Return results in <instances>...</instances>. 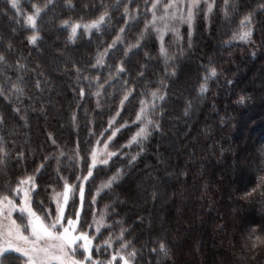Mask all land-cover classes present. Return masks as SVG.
I'll return each instance as SVG.
<instances>
[{"label":"trees","instance_id":"16d2710c","mask_svg":"<svg viewBox=\"0 0 264 264\" xmlns=\"http://www.w3.org/2000/svg\"><path fill=\"white\" fill-rule=\"evenodd\" d=\"M18 1L19 11L0 0V54L6 57L0 62V145L7 152L0 192L7 194L20 178L33 176L34 209L55 213L53 189L62 192L67 180L74 187L66 215L75 218V210L81 211L78 230L82 226L96 237L94 246L102 245L99 253L93 247L94 259L104 261L119 248L116 238L123 228L127 251L136 250L132 264H264V245L253 250L249 240L253 229L264 237L260 0H228L227 9L225 0H218L208 17L203 12L195 17L191 37L183 30V43L169 46L167 57L148 32L125 55L150 17L145 0H134L131 12L137 17L139 6V16L129 21L123 42L95 67L98 53L125 26L126 0L119 8L117 0H71V6L54 0L38 17L35 44L28 41L33 31L24 19L34 4L43 8L47 0ZM105 10L111 19L99 31L79 32L75 40L61 25L62 20L87 24ZM249 11L251 37L234 38ZM121 64L125 70L117 73ZM153 91L164 98L148 113L153 122L148 135L129 144L139 129L140 101H148ZM117 129L109 144L116 155L93 171L81 207L77 177L87 174L92 149ZM117 170L111 187H101ZM99 214L104 226L96 233L93 216ZM110 235L113 247L105 249ZM160 239L168 257L152 251Z\"/></svg>","mask_w":264,"mask_h":264},{"label":"snow or ice","instance_id":"6c2138e0","mask_svg":"<svg viewBox=\"0 0 264 264\" xmlns=\"http://www.w3.org/2000/svg\"><path fill=\"white\" fill-rule=\"evenodd\" d=\"M54 0H47V3L42 7L33 5V12L26 16L25 23L33 29V34L28 37L30 44H35L38 40L37 20L40 17L41 12L48 5L52 4ZM134 0H129L128 3L123 4L124 13L123 20L125 26L119 29V32L113 38L112 42L107 45L103 52L98 53L96 57L95 66L104 64V57L108 55V50L114 48L118 42L122 41V34L127 30L129 21L136 19L139 14V6H137V17H134L131 12V4ZM149 2L151 6L149 7ZM11 9L19 11V4L17 0H8ZM68 6H71V0H66ZM123 0H117L115 7L119 8ZM163 12H160L161 4L159 0H145V12H151V20L145 23L144 30L141 31L134 43H128L125 49V55L133 48L140 46L141 40L144 38L145 33L151 28L160 34V39L163 42V33L165 31H177L175 28V22L178 20L182 23H187L189 26V36H191L192 22L201 8V0H166L163 4ZM258 7L264 10V0H260ZM214 8V3H207V11L205 16L208 15ZM225 8H228V0H225ZM228 12L225 11V15ZM252 11H249L247 15L243 17L240 22L241 31L234 37L240 40H248L252 35ZM106 19L110 20L111 17L107 10L99 15L98 18L91 20L89 23L84 24L83 28L85 32H90L93 29L100 30L101 26L106 22ZM159 24L163 25V28L159 27ZM61 25L71 28L69 39H73L77 35V30L81 27V24H69L68 20H62ZM161 53H165L163 43L161 45ZM6 57L0 54V62L5 61ZM125 69L123 65H117V73L123 72ZM79 72V69H77ZM212 75H215V70H212ZM87 79V77H85ZM207 80V77H205ZM39 86V85H38ZM103 87V85H98ZM12 89L19 93L21 90L17 84H12ZM205 90V86L201 85V91ZM99 95V92L96 93ZM0 95H4L3 90H0ZM84 95L83 89H81V96ZM129 93H126L124 99L121 100V105L128 99ZM153 102L156 99H163L162 95H158L157 91L151 93ZM244 97H241V102L244 101ZM141 107L136 113V121L140 123L139 130L131 137L129 144L132 142H138L140 138H146L148 135L147 125L152 124V120L148 117V104L146 101H140ZM154 107V103L152 105ZM18 111V109H16ZM119 114V113H118ZM75 119V117H73ZM114 119V118H113ZM2 122V118H0ZM112 120L109 121L111 126ZM118 131V129L116 130ZM116 131L112 132V136L108 137L110 141L113 136L116 135ZM55 143V141H53ZM97 143H100L99 141ZM108 144L105 142L104 148L107 149ZM108 158L116 155L115 152H105ZM18 155L23 156V153ZM63 155V153H61ZM79 156V152L76 153ZM7 152L5 148L0 145V165L5 163V157ZM91 164L88 165L87 175L77 177V180L81 181L79 184V193L81 200V207L84 202V183L93 174V169L97 163L107 164L108 159L102 158L101 150L93 148L91 153ZM47 159V157L45 158ZM133 160L135 157L132 158ZM43 166V165H42ZM39 171V169H37ZM117 175L109 178L101 187H111L113 181L118 178ZM73 185L65 180L63 185V191L58 192L53 189L51 195V201L55 203V213H52L50 209L36 210L33 207L32 192L36 188V183L33 176H25L20 178L15 187L11 188L10 192L3 194L0 192V264H11L13 260L20 261V264H132V258L136 256V250L131 252L127 251L130 247V243L125 239V229H121L119 236L116 238L120 241L119 248L114 249L113 254L102 261L97 258H93V247L96 248V252L99 253L102 245L97 244L94 246L93 240L96 239L90 232L78 230V223L81 216L79 209L75 210V218H71L66 215V206L68 204L70 194L73 191ZM99 191V189H98ZM255 191V189H253ZM251 195V193H247ZM95 201V197H93ZM19 213L18 217L13 218V213ZM66 221V223H65ZM93 223L95 224L96 233H100L103 226V215L99 219L93 216ZM92 225H89L91 228ZM256 230L253 229L249 234V240H251V249H256L258 246L264 245V237L255 234ZM247 246V245H246ZM103 247L105 249L113 247V237L110 235L107 240L103 241ZM162 257H168L169 248L163 239L158 241V247L152 249Z\"/></svg>","mask_w":264,"mask_h":264},{"label":"rangeland","instance_id":"374dc122","mask_svg":"<svg viewBox=\"0 0 264 264\" xmlns=\"http://www.w3.org/2000/svg\"><path fill=\"white\" fill-rule=\"evenodd\" d=\"M127 2H129V0H126ZM218 0H201V8H200V10L197 12V14H196V16H198L200 13H204V15H205V12L207 11V3H209V2H212V3H214V7H215V4H216V2H217ZM159 2H160V4H161V9H160V12L162 13L163 12V4L166 2V0H159ZM17 3L19 4V1L17 0ZM20 6V5H19ZM149 7L151 6V4H150V2H149V5H148ZM214 9V8H213ZM14 10H16V9H14ZM213 11V10H212ZM211 11V12H212ZM210 12V13H211ZM210 13H208V15L210 14ZM148 14L150 15V17H149V20L148 21H150L151 20V12H148ZM208 15L207 16H205V17H208ZM195 16V17H196ZM25 19H26V16H25ZM25 19H24V25L26 26V28H28V29H30V30H32L33 31V29L30 27V26H28L26 23H25ZM147 21V22H148ZM194 23H195V18H194V20H193V22H192V28H191V35H192V32H193V29H194ZM175 28L177 29V31H171V30H169V31H165L164 33H163V42L161 41V39H160V34L157 32V31H155L154 29H149L147 32L148 33H151V34H153L154 35V37H155V39H156V42H157V44H158V46H159V51H160V54L163 56V57H167V51H168V48H169V46H171V45H173V46H178V45H180V44H182L183 43V41H184V34H183V30H187V35H188V37H191V36H189V26H188V24L187 23H182V22H179L178 20L175 22ZM159 27H161V28H163V25L162 24H159ZM96 29H93V30H91L90 32H85V30H84V28H83V25L81 24V27L77 30V35H78V33L79 32H81V31H83L85 34H89V33H91V32H93V31H95ZM69 31H70V33H71V28H70V26H69ZM77 35L72 39V40H75V38L77 37ZM162 43H163V47H164V49H165V53H161V45H162ZM167 60V59H166ZM161 99H156L154 102H153V99H152V96L149 98V100L148 101H146L147 102V104H148V113L153 109V108H155V106L157 105V103H159V101H160ZM153 103H154V107L152 106L153 105ZM137 122V121H136ZM138 124H140L139 122H137ZM141 125H139V127H140ZM147 127H148V125H147ZM139 130V129H138ZM113 131H116V130H113ZM116 133H117V131H116ZM110 136H112V134L110 135ZM115 136H113L112 137V139L109 141L108 139H107V141H106V143L108 144V147H107V149L105 150V148H104V145H105V143H103L101 146H99V147H96L97 149H99V150H101V155H102V158H106V159H108V162L115 156H112L111 158H108L104 153L105 152H112L110 149H109V144H110V142L113 140V138H114ZM140 139H142V138H140ZM90 164H91V156H90ZM108 164V163H107ZM107 164H102V163H97V165H96V167L93 169V171L96 169V168H98V167H102V166H105V165H107ZM87 175V174H86ZM91 177V176H90ZM90 177L88 178V180L90 179ZM87 180V181H88ZM87 181H83V183H84V185H85V183L87 182ZM35 190H36V188L33 190V192H35ZM33 192H32V194H33ZM54 203V202H53ZM54 205H55V203H54ZM55 208H56V205H55ZM18 215H19V213H17V212H14L13 213V218H16V217H18ZM101 215H103V214H99L96 218L97 219H99L100 217H101ZM104 226V225H103ZM103 226L101 227V229L103 228ZM94 227H95V224H94ZM94 230H95V228H94ZM96 231V230H95Z\"/></svg>","mask_w":264,"mask_h":264}]
</instances>
